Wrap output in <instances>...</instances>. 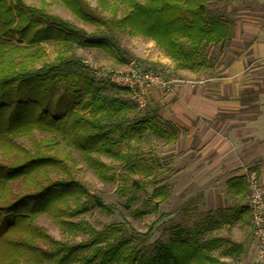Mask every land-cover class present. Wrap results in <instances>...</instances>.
<instances>
[{"label":"trees","instance_id":"trees-1","mask_svg":"<svg viewBox=\"0 0 264 264\" xmlns=\"http://www.w3.org/2000/svg\"><path fill=\"white\" fill-rule=\"evenodd\" d=\"M62 1L79 19L99 26L98 33L101 35L87 36L41 9L26 6L21 0H0V115L6 119L5 132L8 131L4 135L0 133V144L10 146L13 151L18 150V146H11L13 138L9 133L15 131L18 136L24 135L25 127H22L18 116L30 114L32 118L28 126L31 130H46L60 136L82 152L84 161L98 173L106 167L98 159L86 155L92 150L119 159L121 165L128 169L139 163L155 165L156 161L150 156L147 163L138 146L125 152L114 151L113 148L121 143L136 141L134 138L149 144L151 136L173 143L178 130L170 121L159 118L156 109L137 113V105L120 94L126 93L125 89L116 87L117 93L104 94L102 87L106 84L94 81L88 75L87 67L73 56H58L53 64H44L38 69L12 70L10 55L6 51L7 46H12L9 39L17 36L18 44L23 40L29 44L51 38L73 42L83 48H102L113 54V49L118 50L113 43L115 31H127L130 35L142 34L152 38L174 63L173 70L204 74L215 68L222 51L228 47L233 22L221 11H212L206 5L220 0H114L111 12L115 13L119 4L125 7L124 15L116 20L93 14L84 0ZM18 49L20 47L16 46L13 50ZM61 74L65 82L71 84L74 95L78 90H83L85 94L84 98H76L75 104L80 107V113L70 110L65 119L58 117L57 105H54L56 113L52 116H48L45 108L51 96L46 82ZM11 103L14 104L13 109L9 107ZM34 154L26 156L18 164L0 165V254L3 255L5 250L11 251L6 260H0V264H227L215 257L212 251L220 249L221 255L231 260L238 259L243 253L244 247L240 242L219 236L201 241L199 235L222 224L238 223L251 229L246 206L223 209L216 215L207 212V220L191 235L179 234L168 243L156 240L154 255L133 246L132 237L115 243L108 241V229L94 232L89 228V238L77 244L54 241L44 229L35 225L36 217L52 211L55 202L71 190L88 193L70 179L48 182L32 193L13 194L10 190L13 182L22 180L25 184L32 182L36 186L39 184L37 174L49 180L46 170L53 165L48 164L56 160ZM150 166L146 169L150 170ZM158 183L154 178L132 180L131 190L137 194L152 187L150 198L156 207L168 197V191ZM226 185L233 197L247 191L241 177L228 179ZM94 199L97 207L110 209L99 198ZM70 214L74 216L77 211ZM150 231L136 235L146 239ZM13 233L15 239L9 236ZM42 244L47 248H43Z\"/></svg>","mask_w":264,"mask_h":264},{"label":"rangeland","instance_id":"rangeland-1","mask_svg":"<svg viewBox=\"0 0 264 264\" xmlns=\"http://www.w3.org/2000/svg\"><path fill=\"white\" fill-rule=\"evenodd\" d=\"M21 1L26 6L41 9L47 14L69 23L74 29L87 36L101 35V33H98L99 26L79 19L62 0ZM84 1L93 14L103 19L116 20L125 13V7L121 4H119L115 13L111 12L114 0ZM223 2L224 0L211 1L206 5L210 10L220 12ZM25 39H27L26 36ZM9 40L12 42V46H7L6 51L10 55L12 63L10 68L12 70L20 68L38 69L44 64H53L58 56L65 55L66 57L73 56L79 59L82 64L85 63L84 66L90 65L109 70H119L133 61L141 68L158 70L177 78H184L180 76L184 75L183 73H190L192 77L202 75L186 70H173L174 63L152 38L142 34L130 35L127 31H115L113 43L118 50L113 49V54L102 48H83L73 42L51 38L33 41L29 44L25 40L18 44L17 36ZM16 46L20 49L13 50ZM213 52L216 53L217 50L214 49ZM88 75L90 76L89 72ZM46 83L49 86L51 95L50 102L45 106L48 116L56 113L54 105H57L58 117L62 119H65L70 110L71 112L80 113V107L75 102L77 97L84 98L83 90H78L74 95L71 84L65 82L62 74L54 79H48ZM102 92L104 94L117 93V88L103 85ZM120 94L130 101L126 93L121 92ZM147 106L148 108L145 111L151 107L149 99L147 100ZM9 107L13 109L14 104L11 103ZM136 112L143 113L139 109ZM18 118H20L22 127H25V134L18 136L15 131L9 133L13 138L11 146H18V150L13 151L9 148L10 146L0 144V165L18 164L26 156L35 155L34 153L53 158L56 162L48 164L53 165L47 167L46 170L48 181L40 175L38 177L37 174L38 185L35 186L32 182L25 184V181L22 180L13 182L10 184L12 193H32L38 186H44L48 182L53 183L59 180L67 181L71 179L79 183L90 194L88 196V194H83L78 190H71L55 202L52 211L36 217L35 225L44 229L46 235L54 241L77 244L89 238V235H91L89 228L94 232L108 229L110 230L107 237L108 241L115 243L132 237L131 244L133 246L141 252L154 255L157 248L156 240L168 243L171 238L179 234L189 236L207 220L205 218L207 212L216 215L223 209H234L236 206V201L227 196L222 184L211 186V189H215L212 195L209 194V191L206 193L208 185L203 184L202 179L199 177V166L186 165L184 159L179 160L175 165L173 154L170 153V147L173 143H165L164 140L151 136L149 144L143 139L137 140L134 138L136 141H128L114 147V151L125 152L131 151L133 146H138L144 153L147 163L149 162V156L156 161V164L152 166L139 163L135 167L130 166L129 169L123 167L119 159L110 155L101 154L95 150L87 152L86 155L105 164L106 168L101 169L99 172L100 177L99 173L84 161L85 155L62 140L60 136L46 130L36 128L31 130L28 126L32 118L30 114L21 115ZM11 119L14 121L13 117ZM5 122L6 119L0 115L1 135L8 133V131L5 132L7 130L4 125ZM150 151L152 153H149ZM146 166H150V170L146 169ZM33 174L36 175V172ZM151 178L159 181L158 186H163L168 191L167 199L156 207L154 201L150 198L152 187L137 194H134L131 190L132 180L146 181ZM94 197L99 198L110 209L103 210L97 207ZM72 211H77V214L73 216V214H70ZM149 229L151 231L146 239L136 235V233L144 234ZM249 231V229H242L237 223H232L229 226L220 225L212 230L210 229L208 232L200 234L199 238L203 241L208 237L219 236L234 241H244ZM249 234L252 235V232ZM9 236L11 239L16 238L14 233ZM42 247L47 248L43 244ZM212 252L221 261H230L227 259L228 257L221 255L220 249H215ZM10 254V250H5L3 255L0 254L1 262L6 260Z\"/></svg>","mask_w":264,"mask_h":264},{"label":"crops","instance_id":"crops-1","mask_svg":"<svg viewBox=\"0 0 264 264\" xmlns=\"http://www.w3.org/2000/svg\"><path fill=\"white\" fill-rule=\"evenodd\" d=\"M221 13L234 27L217 65L195 77L180 75L201 77L205 82L182 86L168 98L152 90L148 99L150 109H156L159 118L178 130L170 147L175 165L184 159L186 165L199 166V177L208 185L206 193L212 195L215 189L211 186L222 184L227 196L236 201L235 207L248 209L247 172H254L264 189V0H224ZM233 177L244 180L245 194H229L226 182ZM249 233L244 241H236L244 247L238 259L246 262L256 260L255 242ZM257 264H264V258Z\"/></svg>","mask_w":264,"mask_h":264},{"label":"built area","instance_id":"built-area-1","mask_svg":"<svg viewBox=\"0 0 264 264\" xmlns=\"http://www.w3.org/2000/svg\"><path fill=\"white\" fill-rule=\"evenodd\" d=\"M86 66L94 81L125 89L130 101L135 103L142 112L148 108V94L152 90H158L163 98H168L182 86L202 85L205 82L203 78H177L158 70L144 69L133 61L119 70ZM246 177L249 187L247 205L250 212L252 237L256 247V260L246 262L235 259L230 260L228 264H257L260 259L264 258V189L254 172H247Z\"/></svg>","mask_w":264,"mask_h":264}]
</instances>
